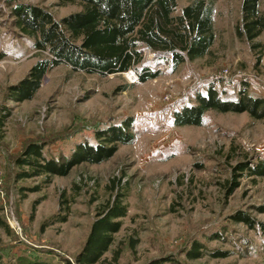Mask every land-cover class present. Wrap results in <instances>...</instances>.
Listing matches in <instances>:
<instances>
[{"label":"rangeland","instance_id":"374dc122","mask_svg":"<svg viewBox=\"0 0 264 264\" xmlns=\"http://www.w3.org/2000/svg\"><path fill=\"white\" fill-rule=\"evenodd\" d=\"M188 2L178 0L175 14ZM241 3L215 1L214 41L201 58L172 68L169 54L141 47L137 65L107 75L61 63L46 72L31 99L14 102L8 86L52 55L33 48L34 39L16 26L13 8L33 5L58 20L81 4L0 0V107L8 113L0 128V264H76L92 222L116 198L126 215L97 264L157 258L264 264V175L236 169L241 162L264 163V117L208 110L200 126L172 122L173 112L194 104L209 85L223 98L241 91L264 98V31L253 42L237 36ZM259 10L264 16V0ZM143 69L159 74L143 82L128 79L126 72L138 77ZM126 122L133 140L118 143L108 160L73 166L47 185L44 176L16 177L27 169L15 163L27 143L43 144L44 156L59 159L79 143H97L98 131ZM237 212L251 222L237 219ZM191 250L198 254L190 257Z\"/></svg>","mask_w":264,"mask_h":264},{"label":"trees","instance_id":"16d2710c","mask_svg":"<svg viewBox=\"0 0 264 264\" xmlns=\"http://www.w3.org/2000/svg\"><path fill=\"white\" fill-rule=\"evenodd\" d=\"M177 1L59 0L60 4L79 2L81 10L58 20L39 7L19 4L12 10L16 26L34 39V49L47 50L52 58L40 57L20 81L8 86L7 98L14 102L31 99L46 72L61 63L68 64L73 70L107 75L125 72L137 65L142 60L141 47L169 54L172 68L183 63L185 58L193 61L207 55L214 41L212 20L216 0H189L180 13L175 14ZM259 1L242 0L241 3V26L236 28V34L249 42L264 31V16L259 10ZM158 74V71L143 69L138 79L143 82ZM208 110L247 112L259 119L264 117V98L247 95L244 91L235 99L223 98L209 85L205 93L195 95L194 104L173 112V125L200 126L203 114ZM7 116L6 109L0 107V128ZM129 125L126 122L121 127L111 126L98 131L97 143H79L70 154L59 159L44 156L43 144L29 142L15 159L18 166L27 169L18 171L16 177L44 176V184L47 185L52 176H64L73 166L106 161L115 153L118 143L132 142V135L125 132ZM236 169L248 170L251 175H264L263 162L254 166L241 162ZM36 202L31 207L30 217L34 214ZM126 211L122 201L116 198L106 211L98 215L75 257L76 264H97L100 261L113 241V234L121 226L118 219L124 217ZM235 217L243 222H251L242 212H237ZM61 220L64 221L65 217ZM190 254L193 257L198 252L191 250ZM30 264L45 263L33 261ZM148 264L171 263L168 259L157 258Z\"/></svg>","mask_w":264,"mask_h":264},{"label":"built area","instance_id":"2783aa9c","mask_svg":"<svg viewBox=\"0 0 264 264\" xmlns=\"http://www.w3.org/2000/svg\"><path fill=\"white\" fill-rule=\"evenodd\" d=\"M156 52H159V51H156ZM130 71H132V70H130ZM130 76H131V78L127 76L128 79H130V80H131L132 78H135V80L138 78V77L134 74L133 71L131 72V75H130ZM133 80H134V79H133Z\"/></svg>","mask_w":264,"mask_h":264},{"label":"bare ground","instance_id":"6f19581e","mask_svg":"<svg viewBox=\"0 0 264 264\" xmlns=\"http://www.w3.org/2000/svg\"><path fill=\"white\" fill-rule=\"evenodd\" d=\"M131 72L132 71L126 72L127 73V76L130 77V78H131V76H130L131 75Z\"/></svg>","mask_w":264,"mask_h":264}]
</instances>
